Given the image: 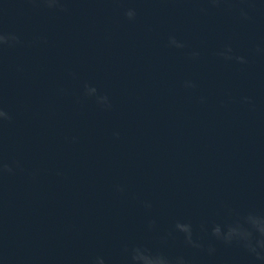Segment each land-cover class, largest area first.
I'll return each mask as SVG.
<instances>
[{"label": "water", "instance_id": "1", "mask_svg": "<svg viewBox=\"0 0 264 264\" xmlns=\"http://www.w3.org/2000/svg\"><path fill=\"white\" fill-rule=\"evenodd\" d=\"M0 36V264H264V0H0Z\"/></svg>", "mask_w": 264, "mask_h": 264}, {"label": "clouds", "instance_id": "2", "mask_svg": "<svg viewBox=\"0 0 264 264\" xmlns=\"http://www.w3.org/2000/svg\"><path fill=\"white\" fill-rule=\"evenodd\" d=\"M6 38L4 36H0V41L5 40ZM244 58L241 57V60H243ZM7 113H5L2 109H0V118L6 117Z\"/></svg>", "mask_w": 264, "mask_h": 264}]
</instances>
